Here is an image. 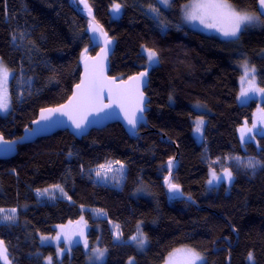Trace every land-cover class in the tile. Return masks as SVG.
<instances>
[{"label": "trees", "instance_id": "obj_1", "mask_svg": "<svg viewBox=\"0 0 264 264\" xmlns=\"http://www.w3.org/2000/svg\"><path fill=\"white\" fill-rule=\"evenodd\" d=\"M86 2L116 41L110 76L136 75L147 68L143 50L158 53V63L146 70L147 126L141 127L137 139L118 123L81 139L59 131L0 160V209L17 210L16 222L0 223V241L10 264H48V259L49 264H88L82 244L61 260L55 247L41 244V236L55 235L59 226L83 215L87 247L98 244L107 251L103 264H164L179 247L196 249L204 264H264V135L242 142L238 133L259 104L238 103L241 65L254 67L256 82L264 87V23L221 39L182 24L183 5L189 0H172L167 11L156 0ZM229 2L260 16L257 0ZM117 4L121 14L114 19L111 9ZM77 6L82 10L79 0ZM88 26L72 0H0V58L12 73L11 108L8 115H0L5 139L19 138L40 110L59 106L71 96L81 62L98 51ZM195 104L205 111L196 110ZM199 116L204 117L201 140L193 133ZM177 154L179 167L171 182L196 206L175 199L180 195L171 193L175 200H170L166 194L168 162ZM249 161L255 167H249ZM109 163L125 168L120 188L91 175ZM211 170L232 174L228 192L225 183L208 189ZM56 185L69 200L41 203L37 191ZM81 208L103 212L107 218L94 219ZM110 222L118 224L122 241H115ZM139 225L148 240L143 252L129 242Z\"/></svg>", "mask_w": 264, "mask_h": 264}, {"label": "snow or ice", "instance_id": "obj_2", "mask_svg": "<svg viewBox=\"0 0 264 264\" xmlns=\"http://www.w3.org/2000/svg\"><path fill=\"white\" fill-rule=\"evenodd\" d=\"M80 3L84 4V7L88 10V14L91 15V8L87 4L86 0H79ZM157 4H161L165 7L170 6L171 0H156ZM260 15L264 16V0H259ZM114 11H120V5L114 6ZM153 13L159 14V8H151ZM184 19L189 22L198 21L200 24L207 28H214L221 32L225 37H238L242 29H246L248 26H254L256 23H264L260 20V16H254L246 11H241L237 9L229 0H189V3L184 5ZM92 31L97 32L99 29L92 26ZM106 36V34L102 33ZM19 38L22 40L24 38V33L19 34ZM18 37L14 33L12 35L13 43H16ZM110 43V41H108ZM146 60L149 66L158 63V53L151 49L143 50ZM106 57V51L98 59V64H94L91 69H89L87 63L85 64V79L81 81L80 84L76 85V92L73 94L72 98L67 104L61 105L58 108H48L41 112L40 120L34 121L36 124H40L41 121H49L52 116L59 113L60 115H67L70 120H72L76 129L83 130L88 123L87 117L91 115L94 111L98 114L106 108H112L113 105H118L125 110V115L127 117L128 123L134 129L137 124L136 113L143 112V93L140 91V85L144 82L143 78L147 76V72H141L139 76L131 78L133 84L129 85L127 82L123 84H117L114 80H109L103 75V58ZM243 76L241 77V84L247 83L246 88H242L241 97H247L249 93L264 94V87H258L255 83V73L256 69L254 67H249L247 62L243 64ZM11 73L8 67L4 64L2 58H0V111L7 112L10 106V97L8 94V80ZM105 90H107L109 103H103V95ZM126 102H134V106L131 112L124 108ZM261 111H264L262 109ZM203 121H197L196 131L200 132ZM252 128H256L253 124ZM33 132L36 130L33 129ZM251 129H241V139L245 138L247 132ZM15 143V141H6L3 137H0V144H10ZM239 160V157L235 158ZM172 161L168 162V167L171 168ZM249 167H255V164L249 161ZM108 171H112L111 163L108 165H101L100 170L96 172L97 176L106 174ZM224 175L227 177L229 182L232 179V174L225 171ZM214 180H219L215 172L212 173ZM168 183V188L170 192H178L179 186L172 183L171 180L166 181ZM209 184L212 180L208 181ZM61 193H63V188L59 185L54 186ZM44 192H48L45 189ZM4 210H0L3 212ZM11 213H15V209L9 210ZM14 216L4 215L0 217V220H12ZM79 223V222H78ZM118 227V226H117ZM63 232V228L61 229ZM66 234V233H65ZM83 235V232L80 233ZM47 239V238H45ZM55 239L59 240L60 237L57 236ZM133 239H137L133 237ZM69 240L71 237L69 236ZM143 244L144 241L140 240ZM85 246H87L85 242ZM184 254V259L182 264H198L199 261L203 260V257L192 249L187 250H177ZM97 257H103L104 252L97 249ZM249 260H252V254L249 253ZM0 259L4 261V264H10L7 255V249L3 247V242L0 241ZM131 264V261L129 262ZM168 264H173L171 257L169 258Z\"/></svg>", "mask_w": 264, "mask_h": 264}, {"label": "rangeland", "instance_id": "obj_3", "mask_svg": "<svg viewBox=\"0 0 264 264\" xmlns=\"http://www.w3.org/2000/svg\"><path fill=\"white\" fill-rule=\"evenodd\" d=\"M159 5L164 10L167 11L172 6V0H171L170 6H168V7H165V6L161 5V4H159ZM114 6L111 9V14H112V17L114 19H117L120 16V14H121V7H120V11L117 13V12L114 11ZM251 15H254V14H251ZM254 16H257V15H254ZM181 22H182L183 25H185L186 27H188V28H190L192 30L199 31V32L207 34V35H213V36L219 37L221 39L229 38V37L223 36V34L221 32L217 31V29L207 28L204 25L200 24L198 21H196V22L186 21L184 19V5H183V12L181 14ZM258 23H257V26H258ZM249 27H252V26H249ZM154 65L149 66V64H147L146 70L149 71ZM242 66L243 65H241V67ZM11 76H12V73H11V75L9 77V80H8V94H9V97H10L9 85H10ZM255 83L258 86V84L256 82V79H255ZM243 87L246 88L247 87V83H244ZM243 87L240 86V92H239V95H238V103L239 104H244V103H247L249 100H257L258 103H259L257 109L253 113V117H252L251 122L250 123L249 122H245L242 126H240L238 128V133L240 134L239 135L240 138H241V129H245V130L251 129L250 132H247V134L245 135V138L243 140L241 139L242 142H245L246 139L247 140L249 138L254 139V138H256L257 135H264V111H261L262 109H264V107L262 105L264 103V94H260V93L252 94V93H249V95L247 97H241L240 93H241V90H242ZM10 108H11V97H10L9 110L7 112L0 111V115H2V116L8 115V113L10 111ZM194 108L196 110L205 111L204 107L201 106L200 104H195ZM201 120L203 121V125L201 127V131L197 132L196 131V123H197V121H201ZM253 124L256 125V128H252ZM203 128H204V117L203 116H199L197 119L194 120V132L193 133H194V136L196 137L197 140H201L202 139ZM111 167H112V171H108L106 174H102L100 176L96 175V172L98 170H100V167L99 168H95V169H93L91 171V175L97 181H99L102 184H105L107 186H111V187H114V188H120L122 186L124 178H125V168L123 166L119 165V164H111ZM225 171H227V170H223V171H221L219 173H215L217 177H220L219 180H214L213 176H212V173L214 171L213 170L210 171L209 179L212 180V183L209 184L207 182L208 189H211L214 186H219L221 183H225L227 192L230 190V186H231L233 177H232L231 181L229 182L227 177L224 175ZM47 189H48V192H44V190H45L44 189V190H41V191H37V193H36V196H37L38 200L41 203L52 202V201H55V200H58V199L69 200L68 196L64 193V191H63V193H61L55 187H49ZM81 209L83 211L89 210L92 213V216H93L94 219L107 218L106 215L103 212H100V211H97V210H94V209H88V208H81ZM0 210H4L3 212H0V217H2L4 215L14 216V219H12V220H0V223H14V222H16V220H17V210L16 209H15L16 210L15 213H11L9 210H5V209H0ZM117 226H118V224H116L114 222H110V227H111V231H112L113 237H114L115 241L120 242V241H122L121 231H120L119 226L118 227ZM62 228H63V232L61 231ZM81 232H83V235L80 234ZM87 232H88L87 220H86L85 216L83 215L77 221H75L73 223L59 226L55 235H52V236H41V244L42 245H52L53 247H55L56 248V256H57V258L59 260H61L64 257V255H66L67 253H70V251H71L73 246H75L77 244H82V245H84V248H85L86 253H87V263L88 264H103L106 261L107 251H106V249L101 248L98 244L94 245L92 248L90 247V249H89V245H88V247L85 246V242H86V244L89 243L88 242V237H87ZM57 236L60 237L59 240L55 239ZM69 236L71 237V240H69ZM133 237H136L137 239L134 240ZM133 237H131L129 239V242L133 243L138 248V250L140 252L145 251L146 248L148 247V240H147V238L145 237V235L142 232L141 225L138 226L137 232H136V234ZM45 238H47V239H45ZM140 240H143L144 243L141 244ZM97 249H99V250L104 252V256L103 257H97V253H96ZM187 249H192V250H195L196 252H198L196 249H194L192 247H179V248H176L173 251H171V253L168 255V257H167L166 261L164 262V264H168L170 257H171V259L173 261V264H182L183 259H184V254L182 252H178L177 250H187ZM198 253L203 257V255L200 252H198ZM47 263L48 264L50 263V259L47 260ZM131 264H133V261H131ZM198 264H204V257H203L202 261L198 262Z\"/></svg>", "mask_w": 264, "mask_h": 264}, {"label": "water", "instance_id": "obj_4", "mask_svg": "<svg viewBox=\"0 0 264 264\" xmlns=\"http://www.w3.org/2000/svg\"><path fill=\"white\" fill-rule=\"evenodd\" d=\"M72 5L79 12L80 15L84 16V18L89 20V26H88L87 33L90 37V40L94 43V47L98 48V51L95 55H88L81 62L80 64L81 74H80V80L78 84H80L81 81L85 79V64L87 63L89 69H91L94 64H98L97 58L101 57L105 51H106V57H104L102 61L104 77L108 78L109 80H114L117 84H123V82H127L129 85L133 84V81L131 78L139 76L141 72H145L146 70H142L140 73L133 75L127 79H121L120 77L110 76L109 75L110 61L115 51L116 41L108 37V34L105 28L96 20L95 15L92 10H91V15H89L88 10L84 7V4L80 3V7L83 10L82 11L79 8V6H77V0H72ZM257 7H258V12L260 14L259 0H257ZM261 17L264 19V16H261ZM92 26L97 27L99 31L93 32ZM102 33L106 34V36L103 35ZM108 41H110V43H108ZM143 80L144 82L141 83L140 85V91L143 93V96H144L143 105H142L144 108V111L136 113L137 124L134 129L128 123L127 117L125 115V110L115 104L113 105L112 108H106L103 111H100L98 114L94 111L91 115H89L87 117L88 123L86 124L83 130L76 129L72 120H70L67 115H60L59 113L53 115L51 120L49 121H41L40 124L34 123V121L40 120L41 112L44 109H48V108H44L39 111L37 118L31 123L29 128L25 129V131L22 133V135L19 138L8 140V139H5L4 136L0 135V137H3V139L6 141H10V142L15 141V143L0 144V160L11 159L17 155L18 148L20 146L34 143L41 138L50 137L59 131H68L71 135H73L77 139H81L89 135V133L92 130H100V129L106 128L107 126L111 124L118 123L124 128L126 133L131 138H135V139L139 138L141 135L139 133L141 127L147 126L146 114L150 110V107H149L150 99L146 94V90L148 89L149 82H150V76L148 72H147V76L144 77ZM76 85L73 87L71 96L68 98V100L65 103L61 105L67 104L68 101L72 98L73 94L76 92ZM109 102L110 101H109L108 93H107V90H105L104 95H103V103L108 104ZM61 105L56 106V107H50V108H58ZM133 106H134V102H126L124 105V108L128 109V111L131 112ZM33 129H35L36 131L33 132L32 131ZM166 141L168 142V140ZM178 167H179V159H178V154H177L176 157L172 160L171 170L164 181V187H165L166 194L170 200H175V199L186 200L196 206V203L191 198L182 196L179 191L175 193L169 191L168 183L166 181L172 179L174 174L177 172ZM171 193L175 195H180V196L173 199L171 196Z\"/></svg>", "mask_w": 264, "mask_h": 264}, {"label": "crops", "instance_id": "obj_5", "mask_svg": "<svg viewBox=\"0 0 264 264\" xmlns=\"http://www.w3.org/2000/svg\"><path fill=\"white\" fill-rule=\"evenodd\" d=\"M240 135V134H239Z\"/></svg>", "mask_w": 264, "mask_h": 264}]
</instances>
